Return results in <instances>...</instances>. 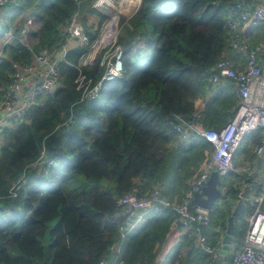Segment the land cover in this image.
I'll use <instances>...</instances> for the list:
<instances>
[{"label":"trees","instance_id":"16d2710c","mask_svg":"<svg viewBox=\"0 0 264 264\" xmlns=\"http://www.w3.org/2000/svg\"><path fill=\"white\" fill-rule=\"evenodd\" d=\"M236 1L140 0L121 27L125 34L116 39L123 48L120 75L103 80L97 96L84 100L75 89L77 67L92 80L102 72L99 56L92 65L79 66L104 20L91 8L93 0L3 3L0 36L11 27L13 37L0 55V97L14 63H28L31 51L59 46L75 11L86 41L65 51L58 63V87L0 133V264H96L113 255L114 264L209 263V254L192 245L181 252L182 240L158 263L156 249L172 224L173 211L148 210L121 236L125 210L118 200L126 192L148 193L158 186L163 196L180 201L189 181L205 167L212 145L201 136L181 142L168 117L201 108L204 128H219L231 118L238 101L232 80L209 85L206 78L222 56L241 61L242 55L230 48L233 36L227 26L238 14ZM19 14L38 23L30 48L21 40V23L13 24ZM254 28L257 39L246 41L264 43V24ZM261 134L257 128L244 135L236 152H247ZM42 148L55 162L45 172L29 166ZM251 154L254 158L252 149ZM21 175L12 196L9 190ZM247 177L240 172L224 178L227 187L209 209L210 223L201 227L212 247L206 229L227 223L228 198L238 199V186ZM246 203L234 219L235 244L243 238L244 217L253 209ZM193 235L188 229L183 237L189 241ZM116 241L119 249L112 254L108 246Z\"/></svg>","mask_w":264,"mask_h":264},{"label":"built area","instance_id":"2783aa9c","mask_svg":"<svg viewBox=\"0 0 264 264\" xmlns=\"http://www.w3.org/2000/svg\"><path fill=\"white\" fill-rule=\"evenodd\" d=\"M5 1L8 0H0V7ZM112 5H114L112 0H95L93 4L98 12L105 15L102 8H110ZM234 8L238 12L237 16L227 20L228 29L233 36L230 48L242 55L243 64L240 66V62H234L231 58L222 56L214 62L206 78L209 85L219 83L222 78L232 80L238 101L231 118L219 128H204L200 122L201 108L189 115L172 112L168 122L178 139L188 143L191 138L203 137L212 145L210 156L205 167L189 181L188 188L180 201L169 200L163 196L158 186L153 187L148 193L139 194L136 190L124 193L118 200L125 210L124 224L120 225L119 230L120 235L123 236L126 229L139 224L146 211L169 208L174 213L172 224L186 230H193V241L196 246L211 256L216 254V247L208 244L205 235L201 232V227L210 223L209 209L191 205L189 200L204 184L212 170L218 173L219 184L221 183L219 189L222 194L227 187L223 182L224 178L229 174L241 172L233 163L241 139L252 130L261 128L262 134L259 141L252 146V152L256 157L261 155L259 172H262L263 180L255 184V187L258 185L256 192L247 198L253 209L244 217L245 233L230 252L229 264H264V59L261 57L264 55V43L250 45L241 35L244 28L264 24V0H237ZM108 21L104 18L98 38L92 45V52L88 53V51L79 63V66L92 65L99 56L98 64L102 67V72L98 79L92 80L77 67L78 74L74 82L75 89L79 91V100L95 98L103 80L118 77L121 73L123 48L116 42L119 29L113 38L99 44L100 35ZM16 22L21 23V40L30 48L32 43L27 40V36L37 29L36 19L30 15L19 14L13 20V24ZM12 37L11 27L0 36V55L4 44ZM70 38L77 40L78 44L86 41L78 11L70 16L65 27L63 42L59 46L52 50L43 48L38 52L31 51L28 63H14L15 69L11 81L3 88L0 97V133L4 128L23 120L24 112L28 107L35 104L39 97L52 93L58 87V63L64 58L65 51L70 48L67 45V40ZM54 164V160L47 156L45 149L42 148L29 166L37 171L45 172ZM253 165L251 169H244L247 176L251 175ZM20 180L23 181V175L12 184L9 190L12 196L15 195ZM245 181L243 178L238 186V197L245 187ZM119 244L120 242L116 241L109 245V252L116 254ZM115 256L103 257L96 264H114Z\"/></svg>","mask_w":264,"mask_h":264},{"label":"crops","instance_id":"0c3cea01","mask_svg":"<svg viewBox=\"0 0 264 264\" xmlns=\"http://www.w3.org/2000/svg\"><path fill=\"white\" fill-rule=\"evenodd\" d=\"M241 35L248 42H253L258 37L254 27L244 28L242 33H241ZM259 42H263V41H259ZM67 45L69 47H72V46H76V45H79V44H78L77 40L70 38V39L67 40ZM261 57L264 59V55L263 56L261 55ZM242 64H243V58L241 56L240 66ZM236 154L239 155V158H238L237 161H239V159H240L243 162L244 159H242L243 158L242 156H244V153L243 152L242 153L239 152V153H235V155ZM235 155H234L233 163H234L235 167H237L236 166ZM256 158L257 157L254 156V159H253V164L254 165H255V162H256ZM237 169H238V167H237ZM256 177H253V179L251 180V182L254 183V184H256L258 181L260 182V181L263 180L262 172H259V174ZM246 181H247V179H246ZM246 181H245V183H246ZM257 186L258 185H256V187L250 189L248 196H252V194H254L256 192ZM231 208H232V204H230V210H231ZM263 209H264V205H263ZM225 226H226V223L223 224L221 222H218L217 224L211 226L210 231L208 229H206L208 231L207 235H210V237L208 236L209 240L214 241V245H215L214 247H216L217 250L222 245V238H223V235H224ZM186 232H187L186 229H183V228H181L178 225L171 224L169 229H168V231L166 232L163 240L157 246L156 254H155V260L157 259L156 261L158 263H163L167 259V257L169 256L170 252L174 248L178 247V244H180V240H182V242H183V244L179 248V249H181V252H184V250H186L188 248L187 244L194 246V248H198L196 246V244L194 243V241H193L194 240V235H193V238L190 239L189 241H188V238L183 237ZM235 245L236 244L234 242H232V240H231L230 243H229V252H231L233 250ZM198 249H200V248H198ZM209 256H210L209 257L210 260H209L208 264H224L225 263L224 260L222 259V255H219L218 252L216 254H214L213 256H211V255H209ZM192 264H194V263H192ZM195 264H200V263H199V261H197V262H195Z\"/></svg>","mask_w":264,"mask_h":264},{"label":"water","instance_id":"95a60500","mask_svg":"<svg viewBox=\"0 0 264 264\" xmlns=\"http://www.w3.org/2000/svg\"><path fill=\"white\" fill-rule=\"evenodd\" d=\"M139 4H140V0H139ZM261 160H262L261 155L256 158L253 171L251 175L247 177L245 187L241 195L238 197V199L234 201L232 198H228V202L232 204V208L230 210V215L225 226L224 235L222 238V245L217 250L218 254L222 255V259L225 262L224 264L230 263L229 243L232 240V236L234 234V230H233L234 219L239 217L243 212V210L246 208V204H247L246 201L248 198L249 191L251 188L255 187V184L252 183L251 180L253 179V177H256L258 175ZM218 184H219L218 173L216 170H212L209 173V176L204 182V184L200 187V189L194 192L192 198L189 200L190 204L206 209H211L214 203L222 196Z\"/></svg>","mask_w":264,"mask_h":264},{"label":"bare ground","instance_id":"6f19581e","mask_svg":"<svg viewBox=\"0 0 264 264\" xmlns=\"http://www.w3.org/2000/svg\"><path fill=\"white\" fill-rule=\"evenodd\" d=\"M138 4L139 0H119L118 8L116 9L113 8L114 5L110 8H102L106 14L110 11L109 9H113L114 13H112L103 33L100 35V45L115 36L117 28L136 10ZM108 15L110 16L111 14Z\"/></svg>","mask_w":264,"mask_h":264},{"label":"rangeland","instance_id":"374dc122","mask_svg":"<svg viewBox=\"0 0 264 264\" xmlns=\"http://www.w3.org/2000/svg\"><path fill=\"white\" fill-rule=\"evenodd\" d=\"M94 1L95 0H93V2H92V4H91V8L94 10V12H96V13H99L100 15H102L106 20L108 19H110V17L112 16V13H114V10L112 9H109L110 11L108 12V14H111L110 16L108 15V14H102V13H100V12H98L97 11V9L93 6V4H94ZM118 1L119 0H112V2H113V4H114V9H116V8H118ZM115 13H117V12H115ZM109 17V18H108ZM130 17V16H129ZM128 17V18H129ZM127 18V19H128ZM127 19L123 22V24L124 23H126L127 22ZM123 24H121V26H119L117 29H119V31H118V33H117V35H116V39H117V36L119 35V34H125V31L124 30H122L121 29V27H122V25ZM36 27H38V23L36 22ZM33 32H30V34L27 36V40L29 41V42H34L35 40H36V38L34 37V36H32L31 34H32ZM97 38H98V36H97ZM96 38V39H97ZM96 39L93 41V43L91 44V48H90V50H89V52L88 53H91L92 52V45L95 43V41H96ZM252 144L253 143H249L248 144V148H249V150L247 151V152H245L244 153V156H242L243 158L242 159H244V161L242 162L240 159H239V161H237L238 160V158H239V155L238 154H236L235 155V160H236V166L238 167V169H239V171H242V172H244V173H246V171H244V169L245 170H248V169H251V165L253 164V159L254 158H251L252 156L251 155H253V154H251V149H252ZM242 148V147H241ZM241 151V149H239L238 150V152H236V153H239ZM246 161V162H245ZM236 167V168H237ZM253 168H254V165H253Z\"/></svg>","mask_w":264,"mask_h":264}]
</instances>
